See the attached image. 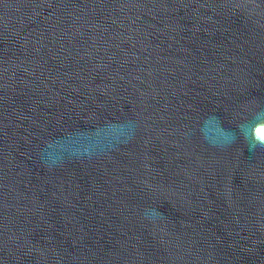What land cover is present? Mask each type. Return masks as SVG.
<instances>
[{
  "label": "water",
  "instance_id": "water-1",
  "mask_svg": "<svg viewBox=\"0 0 264 264\" xmlns=\"http://www.w3.org/2000/svg\"><path fill=\"white\" fill-rule=\"evenodd\" d=\"M264 0H0V264H264Z\"/></svg>",
  "mask_w": 264,
  "mask_h": 264
},
{
  "label": "bare ground",
  "instance_id": "bare-ground-1",
  "mask_svg": "<svg viewBox=\"0 0 264 264\" xmlns=\"http://www.w3.org/2000/svg\"><path fill=\"white\" fill-rule=\"evenodd\" d=\"M260 131H261V133H263V135H264V129H261Z\"/></svg>",
  "mask_w": 264,
  "mask_h": 264
}]
</instances>
